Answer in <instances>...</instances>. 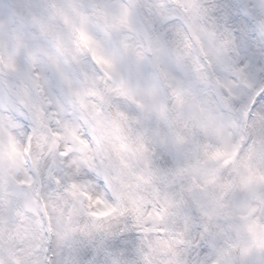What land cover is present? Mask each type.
<instances>
[{"label": "clouds", "instance_id": "1", "mask_svg": "<svg viewBox=\"0 0 264 264\" xmlns=\"http://www.w3.org/2000/svg\"><path fill=\"white\" fill-rule=\"evenodd\" d=\"M0 264H264V0H0Z\"/></svg>", "mask_w": 264, "mask_h": 264}]
</instances>
